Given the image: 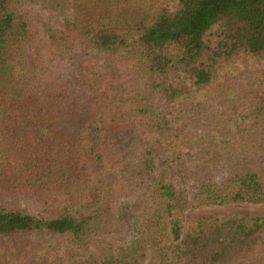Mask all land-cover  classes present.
<instances>
[{"label":"trees","instance_id":"16d2710c","mask_svg":"<svg viewBox=\"0 0 264 264\" xmlns=\"http://www.w3.org/2000/svg\"><path fill=\"white\" fill-rule=\"evenodd\" d=\"M0 264H264V0H0Z\"/></svg>","mask_w":264,"mask_h":264},{"label":"rangeland","instance_id":"374dc122","mask_svg":"<svg viewBox=\"0 0 264 264\" xmlns=\"http://www.w3.org/2000/svg\"><path fill=\"white\" fill-rule=\"evenodd\" d=\"M219 30L218 29H214L212 31V34L209 35L208 37V40L210 42V44H213L217 41V38H218V32ZM172 183L175 184L177 187H180L181 185H184V187H186L188 189V191H192L194 189V186L188 184L186 181H181V182H176L175 180H172ZM242 210H246V211H249V212H262L263 210L262 209H254V208H240V207H232V208H228V209H222V210H212V211H203L201 213H206V212H210V213H219V212H224V213H228V214H231V213H234V212H238V211H242ZM200 213H193L191 215L188 216V219H187V223H186V228L188 229L193 220H194V217L196 215H199Z\"/></svg>","mask_w":264,"mask_h":264}]
</instances>
